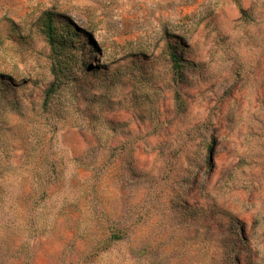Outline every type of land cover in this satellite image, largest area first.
Segmentation results:
<instances>
[{"label": "rangeland", "instance_id": "rangeland-1", "mask_svg": "<svg viewBox=\"0 0 264 264\" xmlns=\"http://www.w3.org/2000/svg\"><path fill=\"white\" fill-rule=\"evenodd\" d=\"M0 264H264V0H0Z\"/></svg>", "mask_w": 264, "mask_h": 264}, {"label": "trees", "instance_id": "trees-1", "mask_svg": "<svg viewBox=\"0 0 264 264\" xmlns=\"http://www.w3.org/2000/svg\"><path fill=\"white\" fill-rule=\"evenodd\" d=\"M40 31L45 36L51 47L52 67L51 72L54 75V81L46 91L45 103L47 105L53 94H55L65 83L72 77L70 60V43L73 40V31L67 23L61 21L52 11H47L41 18ZM77 33H75V36ZM74 36V37H75ZM174 66L181 68V58L176 55L175 51L171 53ZM119 238V237H115Z\"/></svg>", "mask_w": 264, "mask_h": 264}]
</instances>
